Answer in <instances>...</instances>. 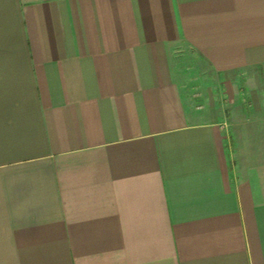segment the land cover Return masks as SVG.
<instances>
[{"label": "crops", "instance_id": "1", "mask_svg": "<svg viewBox=\"0 0 264 264\" xmlns=\"http://www.w3.org/2000/svg\"><path fill=\"white\" fill-rule=\"evenodd\" d=\"M260 97L264 0H0V264H264Z\"/></svg>", "mask_w": 264, "mask_h": 264}, {"label": "rangeland", "instance_id": "2", "mask_svg": "<svg viewBox=\"0 0 264 264\" xmlns=\"http://www.w3.org/2000/svg\"><path fill=\"white\" fill-rule=\"evenodd\" d=\"M184 59V58H182ZM178 61H180V57L177 58ZM172 68H176V74L179 78V82L182 85V91L184 93V98L187 101V104L191 105L194 108H198L204 110V77L206 83L212 84L215 86L216 80L213 81V72L207 67L204 66L203 63H194V64H183V63H176L171 65ZM213 76V77H212ZM215 83V84H214ZM231 89V88H230ZM218 93V91H217ZM211 97H207V99L210 100ZM212 99L215 101L216 99H219L224 104H229L231 102V97L229 96H217L214 95ZM260 99H264L260 97ZM247 99L244 101H238L236 103H246ZM225 114L228 115V110H225ZM237 116H248V111H237L235 113Z\"/></svg>", "mask_w": 264, "mask_h": 264}]
</instances>
